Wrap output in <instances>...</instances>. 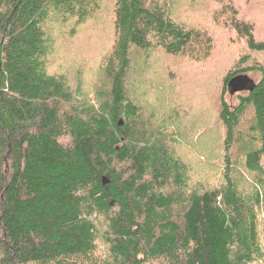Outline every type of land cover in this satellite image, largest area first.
Segmentation results:
<instances>
[{
	"label": "trees",
	"instance_id": "1",
	"mask_svg": "<svg viewBox=\"0 0 264 264\" xmlns=\"http://www.w3.org/2000/svg\"><path fill=\"white\" fill-rule=\"evenodd\" d=\"M242 1L0 0V264H264V0ZM108 22L99 76L51 71L60 34ZM183 61L224 73L217 107L150 79ZM248 72L256 88L230 103ZM199 128L224 133L217 183L185 154Z\"/></svg>",
	"mask_w": 264,
	"mask_h": 264
},
{
	"label": "rangeland",
	"instance_id": "2",
	"mask_svg": "<svg viewBox=\"0 0 264 264\" xmlns=\"http://www.w3.org/2000/svg\"><path fill=\"white\" fill-rule=\"evenodd\" d=\"M237 2L242 4L241 6L243 8H246V6L245 7L243 6L245 5V1L237 0ZM198 4L199 3H194L193 1H191L189 7L196 10L197 8L196 5ZM178 6L180 7L181 4H178ZM208 11L209 10H205V12L203 13L207 15ZM109 19H112V17L110 16ZM112 41H113V31L111 29L110 22H108L107 24L104 23L98 29L89 31L87 35H84V33L80 34L78 32L75 35H69L67 37L65 33H62L58 36V42H57V47L55 48V53L50 58L51 71L65 70L66 72L76 73L79 72V70H81L83 71L84 77L86 79L91 78L94 74L95 77L99 76L98 66L101 60V56L109 50V48L112 45ZM135 58L137 63L141 62L139 54H136ZM159 60L160 58L158 59V61ZM153 62L155 63L157 62V60H154ZM169 62H171V60H169ZM154 63H152L154 69L150 70V74H153L150 79H153L155 82H157V80H163L165 83L173 85L174 88L178 90L176 94H178L181 90H190L193 91L195 94L188 93V95L190 94V95L201 96L202 93L204 92L203 98H207L208 103H210L209 111L213 107L218 106L222 94L221 83L224 74L223 72H209L206 75H204L205 73L199 75H193V74L188 75L187 69H183L184 65H186L184 61L180 62L181 64L178 67L179 69H177L175 72L171 71L167 66L164 67L158 66L155 65ZM136 66L138 65L136 64ZM171 66H175V65H171ZM135 70L137 71L138 68L135 67ZM248 73L253 78L258 79L257 74H254L252 72H248ZM199 87H203L202 92H200ZM142 92L148 95L153 103H162L161 100L162 93L156 90V88L147 85L142 90ZM176 94L173 96L170 103L179 104L180 102H182L179 101L178 98H176ZM226 99L227 101L233 104H236L238 102L237 94L230 95V93L227 92ZM180 108L181 107L179 106V110ZM182 111L187 113V114L183 113L182 116L186 119L188 127L192 125V121L194 118L200 117L201 114L204 113V111L199 106H193V104H191L189 110H182ZM202 129L203 128H199L200 131H198L195 134L192 144L197 146V149L195 150L197 154L195 155H197L198 158L201 159V161L196 160L194 152L191 149H188L185 154L186 157H188V160L191 161L190 164L191 166L193 165V169L199 172V175H196V177L201 178L204 181L210 183H217L221 179V173L224 167V164L220 157L222 151L221 140H223L224 133L216 131L218 133L217 141L214 144L213 143L205 144L206 140L213 133V129L209 131L206 130L204 133L202 132ZM201 141H204V144ZM214 148H218L219 149L218 152L216 150H212ZM242 151L243 150H241V148L238 147V145L234 147V154L236 156L237 154H240ZM211 152H217V153L211 154ZM261 239L263 241V246H264L263 226L261 228ZM102 253H103L102 256L109 257V253L106 245L102 249Z\"/></svg>",
	"mask_w": 264,
	"mask_h": 264
},
{
	"label": "water",
	"instance_id": "3",
	"mask_svg": "<svg viewBox=\"0 0 264 264\" xmlns=\"http://www.w3.org/2000/svg\"><path fill=\"white\" fill-rule=\"evenodd\" d=\"M257 86V81L249 73H239L233 76L227 84V89L230 95L245 91H253ZM119 124H123V120L120 119ZM104 183L109 181L107 178H103Z\"/></svg>",
	"mask_w": 264,
	"mask_h": 264
}]
</instances>
